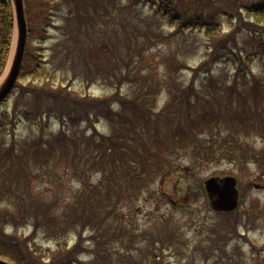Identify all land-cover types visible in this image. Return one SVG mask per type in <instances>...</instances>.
<instances>
[{"label": "rangeland", "instance_id": "374dc122", "mask_svg": "<svg viewBox=\"0 0 264 264\" xmlns=\"http://www.w3.org/2000/svg\"><path fill=\"white\" fill-rule=\"evenodd\" d=\"M30 2L29 20L34 22L30 28L34 30L27 40V51L32 55L42 54L43 66L51 75L46 79L49 84L59 85L65 78L66 85L75 94L86 93L90 97L110 95L117 84L115 75L125 74L127 79L120 87L122 95L140 98L153 112L163 110L172 94L190 83L191 76L195 74L192 69L207 59L213 46L203 29L176 33L150 5L131 7L122 0H42V4L48 3L46 16L51 24L44 30V25L37 18L41 16L35 4L39 0ZM77 7L83 17L92 15L93 8L103 15V24L95 29L97 34L91 37L94 31L89 25L88 33L78 41V31L82 30L83 24L75 14L69 13ZM219 23L217 38L227 35L233 28L228 17H220ZM236 40L249 51L254 45L245 31L237 33ZM92 44L98 48L104 45L107 50L94 62V80L87 88V73L92 64L89 71L84 74L77 72L79 76L76 77H73L71 67L68 70V64L76 56L86 54ZM94 54L89 52L86 55L91 59ZM208 68L207 65L205 69ZM235 70L228 61L213 64L209 74L201 72L195 81L199 103L195 105L196 111L194 108L189 113L190 117L199 120L201 112L210 111L219 114L221 120L212 121L207 126L190 123L186 115L165 123L161 118L158 128L154 129L149 124L143 134L142 147H126L127 153L133 154V161L142 156L148 158L142 174L146 182H142L140 188H132L131 184L136 180H129V177L126 182L123 170L118 168L113 175L121 184L108 192L110 197L99 201L98 216L92 213L90 205L85 207L82 236L88 251L80 257L84 263L145 264L155 252L169 264H255L257 253L252 255L250 242L259 247L264 258V137L253 130L252 126L257 124H253L252 118L243 126L234 119L238 113L247 112L249 115L250 108L264 97V64L259 59L252 63L251 74L260 81L257 95L252 93L250 85L243 88L241 81L237 82L240 92L232 93L230 86ZM209 75L213 77V84L207 79ZM46 80L43 75L37 79L29 74L20 82L40 87ZM19 103L14 111L17 117L14 116L12 124L6 127L8 133H0V152L10 147L13 140L17 144L41 134L31 122L18 116L19 112L35 110L32 97L28 95ZM258 103L264 111V102ZM13 104V99L6 102L4 107H0V114L5 108L10 112ZM47 106L46 102L42 104L43 108ZM188 123L193 129L189 133L186 132ZM95 126L102 134L115 130L119 136L124 134L121 126L113 128L105 121L95 123ZM58 129V124L53 122L45 127L43 137L57 134ZM77 132L89 134L91 128L80 124ZM209 145H214L217 151H210ZM236 147L240 149L237 156L221 154ZM70 170L59 167L51 174L41 171L29 175L26 183L32 190V196L38 197V193H43L53 200L55 195H59L60 200L55 202L58 208L65 200H73L81 185ZM130 170L133 171V165ZM225 176L236 180L238 205L231 213L238 216L237 232L244 235L247 242L229 233L230 227L224 220L226 216L212 210L205 192L204 197L201 193V196L195 195L194 188L201 187L206 179ZM85 178L95 186L101 183L113 187L112 173L100 181L94 173H86ZM12 194L13 190H2L0 208L12 210L8 206L13 202ZM91 220L94 223L91 224ZM9 230H12L10 224ZM31 231L29 226L24 233L29 235ZM37 232H40L39 238L44 243L43 229L38 228ZM75 240L76 234L69 235L68 244L72 245ZM50 244L53 246L52 241Z\"/></svg>", "mask_w": 264, "mask_h": 264}, {"label": "trees", "instance_id": "16d2710c", "mask_svg": "<svg viewBox=\"0 0 264 264\" xmlns=\"http://www.w3.org/2000/svg\"><path fill=\"white\" fill-rule=\"evenodd\" d=\"M67 1V0H66ZM73 2V0H70ZM129 5L145 4L154 9L156 15L178 27V29H205L209 38H211L212 49L207 54V59L198 67L192 69L194 75L190 83L174 92L167 107L161 112L154 113L151 107L141 101L140 98H128L117 92L107 97L89 98L80 94H75L68 90L67 86L47 85L42 86H22L16 84L11 93L10 100H14L12 110L8 112L7 108L0 114V133H8L7 126L12 124L14 111L17 110L19 101L30 95L35 102V110L19 112V118L31 122L41 133L36 138H31L25 142L12 141L10 147L4 148L0 152V194L2 190L10 192L12 201L8 204L12 210L0 208V257L13 264H86L80 258L88 250L84 247L82 232L84 227V209L90 205L92 213L98 216L100 209L99 201L111 196L108 192L115 189L121 181L116 182L113 173L116 169L123 170L126 182L135 179L132 188H140L142 182L145 183L142 174L145 173L144 163L148 158L143 156L133 161V154L127 153L126 147L129 145L132 149L135 145L142 147L145 140L144 133L149 124L158 128V120L173 121L175 118L186 115L190 123L195 122L201 125H209L211 121L221 120L219 114L204 111L200 113V119L194 120L189 113L196 111L199 103V94L195 89V81L201 72L209 74L210 66L214 64L230 63L236 69L234 80L230 86L232 93H239L240 88L237 82H242V87L249 86L252 93L257 95L260 92V81L251 74L252 63L255 59L263 61L264 64V0H122ZM76 2V0H75ZM26 12L30 13L32 4L30 0H25ZM40 10L41 16L39 23L45 26L51 25L49 17L46 16L47 4L35 3ZM57 8V6H55ZM45 9V10H43ZM77 12V20L85 23L86 20L79 11V8L73 9ZM95 15L90 20L96 22L99 15L94 9ZM70 14L74 13L69 11ZM228 17L229 25L232 31L221 38L219 34V18ZM34 22L29 23L28 35L32 32ZM12 31V15L8 4L0 3V72L6 61L9 50ZM246 32L254 45L249 51L237 43L236 34ZM84 30L79 32L83 33ZM107 47L102 45L94 51L93 59H99V53H105ZM223 50V52H221ZM238 52H234V51ZM79 50H76L78 53ZM79 58V59H78ZM30 60V61H29ZM29 61V62H28ZM92 59H87L83 54L76 56L69 62L73 77L79 76L89 71ZM66 63V62H63ZM39 53L35 55L25 52L23 65L20 71L21 80L27 74L35 78L42 75L48 77V71L43 67ZM209 66L208 69L205 67ZM96 65H93L95 68ZM80 70V71H78ZM78 72V73H77ZM198 73V74H197ZM89 78L86 82L94 80V74L90 70ZM117 87L120 86L127 76L124 74L115 75ZM213 84V77L207 78ZM251 79V80H250ZM250 108V114L242 112L234 115V119L241 122L248 121L250 118L253 124V130L264 135V113L258 102ZM48 103L46 108L40 103ZM195 103V104H192ZM19 103V104H18ZM23 104V103H22ZM118 106V110H114ZM172 115V117H171ZM17 117V116H15ZM243 117V118H241ZM104 120L113 128L117 123H121L124 134L118 135L117 131L109 134H102L96 130L95 123ZM53 122L59 126L58 133L44 138V129ZM187 124L186 132L193 129ZM80 124H87L91 128L89 134L81 135L77 131ZM181 130V127L179 126ZM88 131V130H87ZM83 134V133H82ZM48 137V136H46ZM215 149L214 145H209ZM240 150L235 148L233 151ZM82 151V152H81ZM225 153L231 152L224 150ZM229 151V152H228ZM214 153V152H213ZM222 155H226L221 153ZM133 165V171L130 170ZM38 167L36 172L33 170ZM70 168L73 178H78L80 190L75 194L73 200H65L63 206L58 208L56 201L60 200L59 195L49 199L45 194L38 193L39 196H32V190L29 188L26 180L29 175L44 171L51 174L57 168ZM86 173H94L97 180L106 178L112 173V185L107 184L95 186L87 182ZM99 176V178H98ZM130 177V178H129ZM129 178V180H128ZM102 182V181H101ZM105 182V181H104ZM110 184V183H109ZM139 184V185H138ZM94 223L93 220L90 222ZM12 226L10 233L6 230ZM20 225V227H18ZM31 226L32 232L25 235V230ZM235 229V224L231 225ZM38 228L43 229L44 240L41 242ZM71 234L77 235V240L72 245H68V237ZM51 241L53 246H51ZM162 259V261H160ZM145 264H169L164 261L155 252Z\"/></svg>", "mask_w": 264, "mask_h": 264}, {"label": "water", "instance_id": "95a60500", "mask_svg": "<svg viewBox=\"0 0 264 264\" xmlns=\"http://www.w3.org/2000/svg\"><path fill=\"white\" fill-rule=\"evenodd\" d=\"M14 2L16 9L17 28H18L17 43L8 76L5 82L0 87V100L8 94V92L11 90L15 82V79L17 77L18 71L21 66V61L25 47L26 25L23 16V4H22V0H14ZM206 186L210 191L219 194V197L222 200V204L219 203L216 206L217 209L229 210L235 207L236 203L233 198L234 190L232 189L233 181H231V179H226L221 189L218 188V185L216 184L214 179L207 181ZM0 264H9V263L0 260Z\"/></svg>", "mask_w": 264, "mask_h": 264}, {"label": "bare ground", "instance_id": "6f19581e", "mask_svg": "<svg viewBox=\"0 0 264 264\" xmlns=\"http://www.w3.org/2000/svg\"><path fill=\"white\" fill-rule=\"evenodd\" d=\"M4 76H5V74H4V75L2 76V78L0 79V82L3 80Z\"/></svg>", "mask_w": 264, "mask_h": 264}]
</instances>
